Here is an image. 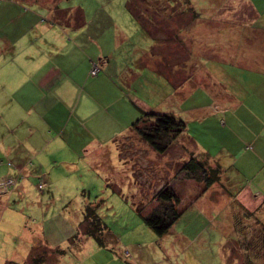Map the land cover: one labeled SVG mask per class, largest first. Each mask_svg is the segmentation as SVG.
Masks as SVG:
<instances>
[{"label":"crops","instance_id":"crops-1","mask_svg":"<svg viewBox=\"0 0 264 264\" xmlns=\"http://www.w3.org/2000/svg\"><path fill=\"white\" fill-rule=\"evenodd\" d=\"M154 1H158L152 2L155 5L163 3ZM226 2L232 7L245 4L250 11L247 13V9L245 12L242 7H237L243 11L237 14L230 8L213 14L210 20H204L211 21L205 33L208 35L209 32L212 38L203 45L204 57L209 59V63L204 65L206 74L205 77L201 75L202 78L199 76L200 81L195 71L196 47L192 44L186 49L177 33L171 34V45H175L164 44L163 37L159 35L156 44L150 47L153 55L147 56V52L134 58L125 57L140 46L130 45L129 42L145 33L142 24L145 18L141 14L136 16L129 5L145 4L143 0H101L87 14L80 5L69 8L55 5L56 12L62 9L80 10V23L73 20L61 22L52 14L53 11L36 2L9 0L0 3V61L4 56L3 59L13 58L12 66L16 69H11L10 76L13 71L16 72L11 82L0 80V117L4 121L8 118L5 121L8 123L0 126V136L5 138L15 132L19 138L14 137L13 143L17 140L21 142L9 146L0 139L2 155L16 160L15 163L10 161L2 173L14 174L18 165L13 164H21L19 166L27 168V176L31 178L35 172L32 173L28 162L34 160L33 169L40 167L36 171L38 175L47 170V177L60 180L77 174L76 168H68L73 171L60 170L55 176L52 163L56 161L50 157L56 155L53 152L44 153L49 148L54 149L57 155L62 149L67 150L70 158L79 160L84 169L95 165L97 158L104 154L110 164L114 160L125 162L119 152L118 141L134 129V122L143 113L152 116L172 114L170 104L188 101L190 94L198 89L209 103L185 110L189 114L188 121H185L187 126L194 120L201 123L217 115L220 119L224 118L220 123L228 124L231 120L232 125L245 134L240 135L242 139L238 135H235L236 138L225 135L223 139L227 140L232 150L230 162L223 159L222 163H217L200 140L188 135L191 132L187 136L184 134V123L183 134L192 143L194 157H202L220 170L217 198L213 202L225 197L227 202L224 207L240 209L264 230V0ZM117 3L124 6L123 11H110V5L116 6ZM184 3L188 6V13H191L190 2L185 0ZM21 5L36 12L28 9L23 12ZM145 15L147 21L158 19L157 14ZM186 16V13H178L170 17L171 20H180ZM219 22L220 28H210L211 24ZM130 25L134 26V31L129 28ZM155 26L159 29L156 35L164 32L160 26ZM177 31L181 33L182 29L177 28ZM130 63L140 72L149 71L155 79L152 86L155 92L159 90L155 105L148 103L153 101L151 99L133 96L131 88L135 86L138 75L128 69ZM6 65L1 63L0 71ZM94 65L100 68L97 76L90 75ZM181 66H189L188 75L182 79ZM209 75L213 77L209 79ZM140 84V92H145V85L149 87L142 82ZM181 85L187 87L186 94H181ZM164 89H169L167 95H164ZM219 108L224 112L223 116ZM4 111L7 112L6 118L2 115ZM24 113L26 119L18 122ZM182 116L179 115V118ZM220 123L217 122V125H224ZM19 134H24V137ZM237 147L238 152L235 151L237 154L233 156V148ZM22 155L26 157L21 159ZM90 158L91 162L88 161ZM214 187H206L208 195H212ZM175 194L178 192L175 191ZM258 237L264 241V232ZM117 256L120 258L122 255L115 253L114 257Z\"/></svg>","mask_w":264,"mask_h":264},{"label":"rangeland","instance_id":"rangeland-1","mask_svg":"<svg viewBox=\"0 0 264 264\" xmlns=\"http://www.w3.org/2000/svg\"><path fill=\"white\" fill-rule=\"evenodd\" d=\"M8 1L0 0V3ZM25 1L48 7L53 11L52 14L56 19L64 23L72 20L73 22L78 20L80 23L79 13L75 9H62L56 12L55 5L59 8L80 5L87 14L101 3V0ZM147 1L149 0H143L145 4H135L136 7L133 4L129 5L136 16L141 14V17L145 18L142 23L145 33L129 42L130 45L140 46L125 57L134 58L139 53L147 52H149L147 56L153 55L150 47L156 44L157 36L163 37L164 44L171 45L173 42L171 34L177 33L180 35L178 36L180 41H184L181 45L186 49L192 44L196 47L194 58L198 80L201 75L205 77L204 65L209 63V59L204 57L203 45L212 38L209 32L208 35L205 33L206 26L211 21L204 20H210L213 14L223 13L226 9L233 8V13L237 14L246 12L247 9L245 4L228 6L227 0H188L192 11L188 13L185 0H159L163 3L157 5L152 2L158 1L151 0L148 3ZM123 7L118 3L116 6L110 5V11L120 13ZM237 7H242L243 11ZM25 9L36 12L21 5L23 12ZM249 11L247 9V13ZM146 13L157 14L158 19L147 21ZM178 13H186L188 16L180 20H171L170 16ZM247 13L246 16H250ZM117 23L125 30L121 22ZM155 25L160 26L164 32L156 35L159 29ZM174 27L176 30L172 31ZM129 28L134 31L133 25ZM177 28H181L182 32L178 33ZM210 28H220V22L211 24ZM4 57L0 64L7 65L0 71V80L11 82L16 73V69L12 66L14 60L3 59ZM182 68L181 66V79L188 75L189 66ZM11 69L15 70L12 76H10ZM128 69L136 72L139 78L131 88L133 96L140 95L143 99H151L153 101L148 103L155 105V96L159 94V90L155 92L152 86V81L155 79L150 76L149 71L140 72L141 70L132 63L129 64ZM212 77L209 75V79ZM140 82L149 86L145 85V92H140L142 90ZM186 91L187 87L181 85V94H186ZM163 92L167 95L169 89H164ZM201 92L197 89L190 94L188 101L180 102L181 105L173 102L169 106L170 112L177 120L183 117L182 121L186 125L184 134L187 136V133L191 132L188 135L200 140L217 163L220 161L222 163L223 159L225 161L229 159L230 162L231 146L223 138L225 135L234 137L238 135L240 138L245 136L240 128L232 125L231 120L228 124L222 122L224 125L218 126L217 122L220 123L224 118L220 119L217 115L201 123L194 120L189 126L185 122L188 121L189 115L185 112L186 109L209 103ZM218 111L221 109L219 108ZM222 113L224 112H220L221 116ZM2 115L6 118L7 112H2ZM179 115H183L181 119ZM25 119V113L21 114L18 122ZM239 119L244 121L241 116ZM5 121L0 117V126H3L2 123H8ZM154 121L152 116L145 118L137 124V129H133L118 141L119 152L126 163L114 160L115 162L110 164L104 154L97 158L95 165L92 164L84 169L81 162L70 158L65 149H62L58 155L51 148L44 151L56 155L50 157L56 161L52 163L55 167V176L60 170L72 172V169H67H77L75 171L77 174L62 177L60 180L47 177L45 175L47 170L38 175L36 171H39L40 167L33 169V162L36 164L34 160L28 162L32 173L35 172L31 178L27 176L29 172L27 168L19 166L21 164H13L18 165L16 168L12 165L15 168L14 174L2 173L10 165V161L15 163L16 160L2 155L0 144V264H29L31 257H43L44 264H264V241L258 237L264 230L258 228L257 222L251 217L247 218L240 209L224 207L227 202L225 197L218 198L216 203L213 202L217 198L218 180L211 184L215 185L212 195L207 193V188L211 185L207 184L206 178L213 177L212 169L216 167L208 162L207 171H201L194 177L184 169L185 164L193 159L194 155L192 143L183 134V130L156 136L157 144L164 147L163 153L159 154L137 131L144 130L151 136L150 129L154 126ZM19 135L24 137V134ZM14 137L19 138L14 132L5 138L0 136V139L2 138L3 142L10 146ZM18 143H21L20 140L12 145ZM196 143L201 144L198 141ZM238 149L239 147L233 148V153L238 152ZM41 153L43 154V151ZM23 157L26 156L22 155L21 159ZM91 158L88 159L89 162L92 161ZM195 158L204 160L199 156ZM166 188L178 192L175 194L178 198L175 209L180 212V216L165 235L158 236L147 225L145 219L154 211L161 213L164 210L166 205L159 200V193ZM87 206L94 209L106 226L103 228L100 225L103 228L100 232L103 246L86 234L89 229L99 228L92 214L87 211ZM115 253L122 256L114 257Z\"/></svg>","mask_w":264,"mask_h":264},{"label":"trees","instance_id":"trees-1","mask_svg":"<svg viewBox=\"0 0 264 264\" xmlns=\"http://www.w3.org/2000/svg\"><path fill=\"white\" fill-rule=\"evenodd\" d=\"M76 11L79 13V16H81L80 10ZM151 116L152 115L150 114L143 113L141 117L136 122H134L133 128L137 129L136 127L138 123L143 121L145 118H151ZM152 117H154L155 124L150 129V132H152L151 136L147 134L144 130L138 129L137 131L139 132V134H141L145 141L150 143L151 147H153L159 153H163L164 147L157 144L156 136L163 134L168 135L170 132L182 131L184 130V122L181 120H177L172 114L153 115ZM207 163L208 161L205 159L201 161V159L198 160L194 157L185 164L184 169L187 170L192 175V177H194L201 171H207ZM212 171L213 177L206 178V182L208 185H211L212 182L217 181L219 178L220 170L212 169ZM159 200L165 203L166 206L164 205V210L161 213L154 211L151 216L145 219V221L147 225L152 228L158 236H163L169 231L173 223L179 218L180 212L175 209V205L178 203V198L171 188H166L165 190L160 191ZM87 211L92 214L93 219L97 222L96 225L99 228L96 227V230L87 228L89 230L85 232L86 234H88L89 237L95 239L99 243V245L103 246V241L101 237L102 233L100 232L106 226L101 221L100 217L94 212L93 208L87 206ZM100 225H102L103 228H101ZM29 262V264H44L45 259L43 257H31Z\"/></svg>","mask_w":264,"mask_h":264},{"label":"built area","instance_id":"built-area-1","mask_svg":"<svg viewBox=\"0 0 264 264\" xmlns=\"http://www.w3.org/2000/svg\"><path fill=\"white\" fill-rule=\"evenodd\" d=\"M99 73V68L97 65H94L90 71L91 76H96Z\"/></svg>","mask_w":264,"mask_h":264}]
</instances>
